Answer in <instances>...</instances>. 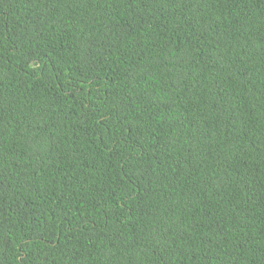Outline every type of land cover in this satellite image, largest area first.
<instances>
[{
  "label": "trees",
  "instance_id": "1",
  "mask_svg": "<svg viewBox=\"0 0 264 264\" xmlns=\"http://www.w3.org/2000/svg\"><path fill=\"white\" fill-rule=\"evenodd\" d=\"M0 264H264V0H0Z\"/></svg>",
  "mask_w": 264,
  "mask_h": 264
}]
</instances>
